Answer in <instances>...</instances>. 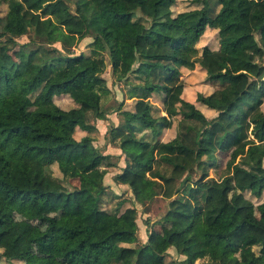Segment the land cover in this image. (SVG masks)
Masks as SVG:
<instances>
[{
    "label": "trees",
    "instance_id": "16d2710c",
    "mask_svg": "<svg viewBox=\"0 0 264 264\" xmlns=\"http://www.w3.org/2000/svg\"><path fill=\"white\" fill-rule=\"evenodd\" d=\"M199 1L172 14L174 0H0V138L24 137L22 149L37 153L0 161V199L47 203L65 190L63 180L77 177V192L91 200L77 224L40 216L36 252L74 264H264V0H214L211 13ZM206 27L215 30V48L196 46ZM26 29L27 40L17 42ZM85 37L87 52H72ZM105 57L113 80L127 86L107 106ZM195 68L214 87L190 100L180 70ZM61 94L68 107L53 101ZM152 94L161 111L155 116ZM196 103L215 114L205 116ZM100 120L104 142L96 146L90 134ZM166 129L173 134L163 139ZM104 143L123 156L111 179L127 187L133 204L145 210L162 200L159 230L147 229L141 243L134 206L100 205L102 177L116 165ZM217 151L228 157L217 177L208 176ZM5 223L0 213V258L27 264L16 249L22 233H9Z\"/></svg>",
    "mask_w": 264,
    "mask_h": 264
},
{
    "label": "rangeland",
    "instance_id": "374dc122",
    "mask_svg": "<svg viewBox=\"0 0 264 264\" xmlns=\"http://www.w3.org/2000/svg\"><path fill=\"white\" fill-rule=\"evenodd\" d=\"M208 6L210 7V13L216 11L217 5L214 0H206ZM201 5V1L199 0H174L171 4L170 9L172 14L181 10H187L191 8H196ZM4 11V4L0 3V14ZM29 35L28 29H26L25 33L18 36L16 38L17 42H24L27 40ZM89 38L85 37L80 39L74 46H72V52H87V42ZM206 44L210 48L216 47V33L214 29L205 28L201 37L199 38L196 46H201ZM58 46L57 43L54 44ZM242 45H237L232 48L230 52H237L241 49ZM11 52H15L14 48ZM251 57L254 60H258L260 57L259 51L250 50ZM15 57L14 53L12 54ZM106 66L102 72V76L105 79L106 85L110 89V93L102 99V105L107 106L110 104H114L116 100H119L123 97V92L126 90V85L121 81H114L113 77L110 74V67L107 63V59L105 57ZM180 78L183 82L185 90L183 91V98L193 99V93L197 90L201 92H207L213 85H209L205 82L203 74L200 69H181L180 70ZM158 95L152 94L149 100L152 102V115H158L161 113L159 109V101ZM53 101L60 105L61 107H68L71 104L70 99L65 95H56L53 96ZM132 106V100L129 98L123 99L122 108L128 113ZM196 106L203 112L205 116L211 117L215 114L213 110L204 109L198 103ZM223 103L221 101L216 102V107L221 108ZM260 108L264 112V95L262 97V103ZM107 117L115 122L114 113H108ZM92 120V119H91ZM94 123V120H92ZM95 131L91 132V136H93V145L101 146L104 142L103 131L106 126V120H100L95 122ZM81 132L73 133L74 137H78ZM171 134H173L172 129H166L163 131L161 137L163 139L168 138ZM24 139V137L17 135H9L6 138H0V161L14 160L22 155H36L37 153L33 151L23 150L19 145L18 140ZM105 148L103 152L109 153L111 156L109 157L110 162H115V166H108L106 168V173L102 177V182L105 184V194L101 197V206L106 209L112 211L116 206L117 202L123 200V203L119 205L118 210H122L126 206H134L136 209L135 222L137 225L136 234L138 237L139 243L143 242L146 237V231L149 228L159 230V225L161 224V210H162V200L160 198L154 199L150 202L146 209H141L140 206L133 204L130 199V192L124 184H118L113 182L111 179L112 174L118 171L119 166L123 164V156L119 154V149L114 147L111 144L104 143ZM217 166L215 169H208L207 175L217 177L221 172L225 160L228 157L226 152H216ZM53 159L63 160L64 156L62 154H54L52 155ZM201 159L206 162V157L202 156ZM50 168L52 174L54 176L59 177L60 174L56 170L55 163L50 164ZM64 188L63 192L59 196H52L48 199L47 203H36L33 205L30 204H15L9 203L0 199V213H2L3 217L6 219V223L3 225L8 229V232H16L20 231L22 233L19 241L17 243V251L23 254L25 258V262L27 264H74L72 262H66L60 259L58 253H51L47 255H41L40 253L35 251L34 243L32 237L39 233L43 228L44 224H42L39 220L40 216L47 215L50 216L54 221H68L73 224H77L82 221L90 207L91 200L87 196L84 191L77 192L78 189V179L77 177H72L69 179L63 180ZM264 190L261 195L263 197ZM249 196V195H248ZM250 197V196H249ZM253 202H257L258 199H253L250 197ZM260 199V198H259ZM146 222V223H145ZM58 251V250H57ZM168 256H175L174 252L171 249L167 250ZM14 263L18 262L17 260L13 261ZM0 264H10L9 261H6L3 258H0ZM88 264H103L99 260H95L94 262H89ZM194 264H200V261H195Z\"/></svg>",
    "mask_w": 264,
    "mask_h": 264
}]
</instances>
